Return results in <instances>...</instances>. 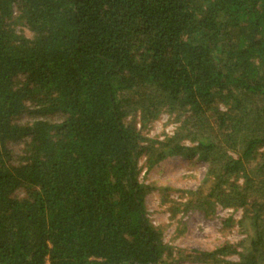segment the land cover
Instances as JSON below:
<instances>
[{
  "label": "trees",
  "instance_id": "obj_1",
  "mask_svg": "<svg viewBox=\"0 0 264 264\" xmlns=\"http://www.w3.org/2000/svg\"><path fill=\"white\" fill-rule=\"evenodd\" d=\"M176 157L244 211L197 262L264 264V0H0V264L177 263L139 180Z\"/></svg>",
  "mask_w": 264,
  "mask_h": 264
},
{
  "label": "rangeland",
  "instance_id": "obj_2",
  "mask_svg": "<svg viewBox=\"0 0 264 264\" xmlns=\"http://www.w3.org/2000/svg\"><path fill=\"white\" fill-rule=\"evenodd\" d=\"M174 117L162 113L144 131L146 138L163 140L166 136H173L180 126ZM139 167L140 182L153 186L145 200L148 218L162 233L164 244L172 248L175 264H208L197 262L198 252L209 253L226 243L237 244L246 238L240 224L244 217L242 208L223 207L214 199H210L211 205L208 204L209 188L208 185L204 187L208 165L203 161L196 157L192 160L169 158L148 171L141 160ZM202 188L199 197L202 204L196 203L195 198L194 205L185 211L193 199L188 192ZM176 204L181 205L180 211L172 219L171 208ZM227 220L230 221L228 225L225 224ZM225 258L238 261V256L233 254H227Z\"/></svg>",
  "mask_w": 264,
  "mask_h": 264
}]
</instances>
